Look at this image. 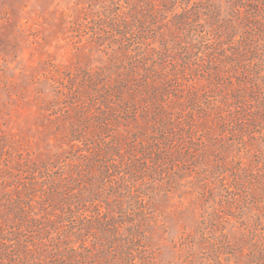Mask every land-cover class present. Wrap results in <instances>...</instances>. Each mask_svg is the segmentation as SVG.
Returning <instances> with one entry per match:
<instances>
[{
	"label": "rangeland",
	"instance_id": "1",
	"mask_svg": "<svg viewBox=\"0 0 264 264\" xmlns=\"http://www.w3.org/2000/svg\"><path fill=\"white\" fill-rule=\"evenodd\" d=\"M0 264H264V0H0Z\"/></svg>",
	"mask_w": 264,
	"mask_h": 264
}]
</instances>
